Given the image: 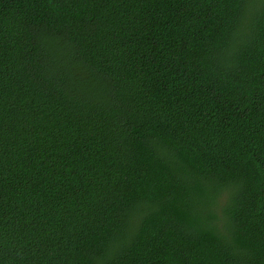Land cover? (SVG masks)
Segmentation results:
<instances>
[{
  "label": "trees",
  "instance_id": "obj_1",
  "mask_svg": "<svg viewBox=\"0 0 264 264\" xmlns=\"http://www.w3.org/2000/svg\"><path fill=\"white\" fill-rule=\"evenodd\" d=\"M0 264H264V0H0Z\"/></svg>",
  "mask_w": 264,
  "mask_h": 264
}]
</instances>
